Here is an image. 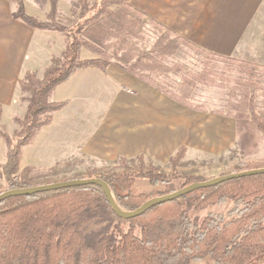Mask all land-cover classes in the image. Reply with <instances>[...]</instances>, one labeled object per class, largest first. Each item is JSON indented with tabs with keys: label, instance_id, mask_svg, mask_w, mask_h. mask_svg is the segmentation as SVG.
<instances>
[{
	"label": "trees",
	"instance_id": "obj_1",
	"mask_svg": "<svg viewBox=\"0 0 264 264\" xmlns=\"http://www.w3.org/2000/svg\"><path fill=\"white\" fill-rule=\"evenodd\" d=\"M9 1L19 7L14 17L30 27L66 32L65 28L41 24L27 16L24 0ZM85 3V0H78L74 4V8H81L77 24L80 39L67 34L69 42L62 56L63 62L54 59V67L43 81L36 80L33 74L19 81L22 92H29L32 97L22 134L12 140L6 132L0 131L8 149L7 161L1 167V177L7 187L0 194L57 183L32 185L18 175L23 148L32 142L41 128L51 125L54 115L68 105L67 101L50 102L54 90L81 69L97 68L106 73L109 59H114L121 69L180 105L198 111L201 109L190 103L196 84L216 76L209 71L181 74L175 92L170 90L171 76L183 72L184 68L166 64L167 57L187 47L203 55L208 62L237 66L239 78L236 84L241 87L242 97L237 105L240 114L229 115L236 119L238 131L246 123L253 124L264 134V113H255L247 102V97L256 90L264 92V86L254 80L260 78L258 71H264V67L208 53L152 20L157 38L151 50L142 52L132 42L141 39L140 32L148 17L135 9L131 0H97L91 9ZM84 45L102 57L81 59ZM102 47L120 48L125 52L107 57L101 51ZM230 94L235 97V92ZM249 112L251 123L248 122ZM184 154L182 147L172 157L174 173ZM258 169H264V165L240 163L232 173ZM93 178L106 182L120 209L128 213L155 197L176 192L174 175L168 176L160 167L147 164L143 156L122 159L119 167L89 175L86 179ZM144 180L151 185H163L164 191L135 194L134 186ZM205 181L192 175L185 178L183 188ZM227 202L234 204L228 213L229 221L221 215H209L201 222L190 216L191 211L198 212L209 205ZM85 224L99 227L87 231ZM207 258L214 264H264V174L197 190L129 220L114 213L98 185L12 197L0 203V264H197Z\"/></svg>",
	"mask_w": 264,
	"mask_h": 264
},
{
	"label": "crops",
	"instance_id": "obj_2",
	"mask_svg": "<svg viewBox=\"0 0 264 264\" xmlns=\"http://www.w3.org/2000/svg\"><path fill=\"white\" fill-rule=\"evenodd\" d=\"M24 4L27 16L42 20L37 9ZM131 4L150 21L209 53L264 65V0H131ZM17 10L14 2L0 0V129L7 135L27 113L18 103L19 81L28 74L44 79L68 44L62 32L32 28L16 19ZM81 57L91 59L83 56V48ZM66 101L52 124L23 148L20 169L53 167L78 153L96 160L143 156L166 163L181 146L205 142L196 127L199 121L204 124L201 114L115 66L106 73L97 68L76 71L50 97V102ZM213 120L220 126L222 119ZM215 137L228 143L225 134ZM7 151L0 137V169ZM3 186L0 173V191L6 190Z\"/></svg>",
	"mask_w": 264,
	"mask_h": 264
},
{
	"label": "rangeland",
	"instance_id": "obj_3",
	"mask_svg": "<svg viewBox=\"0 0 264 264\" xmlns=\"http://www.w3.org/2000/svg\"><path fill=\"white\" fill-rule=\"evenodd\" d=\"M77 1L78 0H24V3L27 2L30 8L37 9L39 11L42 20L32 18L34 21L41 24L65 28L66 32L64 33V36L67 37V34L70 33L74 37L76 36L80 39L79 26H77V24L80 22L81 8H79L80 6L78 5V8H74V4ZM85 2L88 9H91L97 3V0H85ZM14 4L16 3L14 2ZM53 5H55L54 9ZM18 8L19 7L17 5V9ZM140 35L141 39L134 40L132 44L142 52L151 50L154 46L157 35L154 34V25L149 19L144 21V26L141 29ZM67 42H69L68 37ZM82 48L83 56L87 58L98 59L102 57L85 45ZM100 49L105 55H107V57H110L113 54L120 56L125 52L124 49L122 50L120 48L115 49L111 47H102ZM81 59L83 58L81 57ZM59 60L63 62L62 57L59 58ZM109 62L110 64L108 68L110 66L120 68L117 66L114 59H109ZM166 64H178V66L184 68L183 72L171 76L172 86L170 90H174L175 92L178 90L176 83L180 80L179 77L181 74H200L204 71H209L212 73L211 75L216 76L215 79H210L212 81L211 83H209L210 80L206 81L209 84L205 82L206 84L198 83L195 86V95L191 99L190 103L196 106V108H200V111L192 110L183 106L193 113L201 114L200 116L203 117L202 121L204 120V124L199 121L196 127L198 128L197 133H199L200 136H203L202 138L205 142L197 145H192L190 143L183 145L178 149L179 151L182 147H184L185 154L183 159L177 163L175 173L173 172L171 159L177 155L178 151L166 163L153 162L152 160L144 157L145 162L147 164L152 163L156 167H160L163 173L168 176L174 175L173 184L176 191L182 189L185 183V178L192 175L202 177L204 180L208 181L223 175L231 174L236 165L240 163H259L264 165V134L258 131L253 124L247 125L245 122H243L245 124L242 123L243 127L240 131H238L236 119L229 115L231 113L232 115L234 114V116H238L240 114V111H237V105L242 99L240 96L241 87L236 84L237 79L239 78L238 67L229 66V68L225 63L219 61L208 62L205 60L203 55L187 47H184L182 52H179L171 57H167ZM259 66L264 67V65ZM108 68L106 69V72L108 71ZM258 73L260 78H255L254 80H257L256 82H259L262 86H264V71L260 70ZM35 78L38 81H43L46 77L42 80L36 76ZM180 90H182V88ZM231 92H235V97L231 96ZM263 93L264 92H261V90H256L253 94L247 97L249 108L253 109L257 114L264 113ZM21 96L22 97H20L18 103L25 107L26 112H28L32 95L29 92H22ZM173 101L176 102L175 100ZM219 118L222 119L221 124L223 127L221 124L218 126L213 120ZM249 118L248 122L251 123L250 112ZM25 120L26 117L23 118V120H20V125L17 126L14 133L12 135H8L12 140H15L22 134ZM227 124L230 128H228ZM0 131L4 130L0 129ZM218 134H225L229 137V139H227L228 143L225 144V142L219 143L220 141H216V139L219 140L218 137H215V135ZM122 159L124 158H119L115 161L113 159L107 161L96 160L78 153L70 159L58 162L53 167L30 166L26 169H20L18 175L21 176L26 183L32 185L66 180H81L86 179L89 175H99L107 170L119 167ZM3 187L6 189L5 187L7 186ZM163 191V185H151L145 180L138 181L133 189L135 194H154L156 192L161 193ZM233 208L234 204L232 202L209 205L198 212L191 211L190 216L191 218L201 222L209 215H221L229 221L230 219L228 217V213ZM84 227L87 231H90L92 229H98L99 226L85 224ZM197 264H214V262L207 258Z\"/></svg>",
	"mask_w": 264,
	"mask_h": 264
},
{
	"label": "water",
	"instance_id": "obj_4",
	"mask_svg": "<svg viewBox=\"0 0 264 264\" xmlns=\"http://www.w3.org/2000/svg\"><path fill=\"white\" fill-rule=\"evenodd\" d=\"M261 174H264V169L251 170V171H246L242 173H233V174H229L226 176L217 177V178L205 181V182L194 183L172 194L153 198L147 201L142 207H140L136 211L129 212V213L122 211L120 209V207L118 206V204L116 203L112 195L111 189L108 186V184L104 182L103 180L97 179V178L69 180V181L57 182V183H53L49 185H42V186L30 187L26 189L7 191L3 194H0V203L12 197L30 196V195L44 193V192L57 191V190L86 186V185H98L103 189L107 197V201L109 205L111 206L112 210L114 211V213L121 219L129 220V219L141 217L147 211H149L150 209L156 206H159V205H162L168 202H172L174 200H177L197 190L214 187V186H217L219 184H222L230 180L239 179L243 177H249V176H255V175H261Z\"/></svg>",
	"mask_w": 264,
	"mask_h": 264
}]
</instances>
